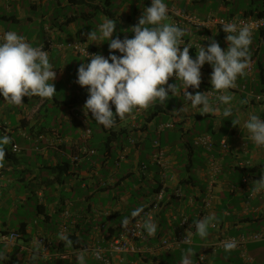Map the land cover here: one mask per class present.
<instances>
[{"label":"crops","instance_id":"1","mask_svg":"<svg viewBox=\"0 0 264 264\" xmlns=\"http://www.w3.org/2000/svg\"><path fill=\"white\" fill-rule=\"evenodd\" d=\"M234 2L165 0L169 12L165 22L175 24L181 14L199 19L264 14L247 8L221 16V10L227 11ZM149 6L147 0H0V36L15 31L33 46L42 47L56 71L52 98L22 97L23 105L13 106L0 96V135L11 139L4 145L6 155L0 162V232L25 226L23 239L13 247L0 243V264L13 257L21 258L23 264L28 260L57 264V252L74 250L84 255L85 264H100L83 252L85 247L103 245L108 236L117 235L121 221L130 219L135 208L146 210L157 193H162L153 220L157 231L147 233L144 224L150 221L141 213L135 218L142 231L136 244L143 249L154 247L186 218L192 245L154 255H115L109 257L111 264H174L169 259L187 250L195 256V264L200 255L204 264H234L232 254L244 258V264L255 263L250 246H264V239L222 252H211L207 245L219 237L264 234V192L251 191L264 177V147L256 146L243 128L249 114L264 119V34L252 35L253 71L238 77L236 87L227 90L233 95L231 116H223L225 105L215 101L220 93L211 89L212 68L207 63L201 68L199 88L188 91L193 95L210 91L219 112L201 114L189 108L182 118L177 116L189 102L173 75L168 84L176 83L180 94H169L164 105L157 102L134 109L123 118L116 117L110 128L98 125L91 112L84 114L88 90L77 83V70L90 60L78 56L71 45H82L107 58L108 41H93L88 34L96 31L99 35L98 25L110 18L116 22L113 39L132 38L131 29ZM179 27L185 30L181 47L190 45L193 59L198 45L207 47L210 39L222 50L228 47L220 28ZM168 123L172 128H164ZM201 135L211 138L209 151L194 144ZM205 199L211 202L206 216L216 219L201 238L195 222L202 219L198 213ZM31 218L34 227L28 222ZM79 255L69 264H78Z\"/></svg>","mask_w":264,"mask_h":264},{"label":"clouds","instance_id":"2","mask_svg":"<svg viewBox=\"0 0 264 264\" xmlns=\"http://www.w3.org/2000/svg\"><path fill=\"white\" fill-rule=\"evenodd\" d=\"M167 13L165 0H151V6L144 9L138 25L131 29L132 38L121 40L117 36L113 39L116 22L110 18H105L98 25L99 35L96 31L88 34V39L93 41H108L109 56H88L86 53L90 63H81L77 70V83L88 90L85 116L91 112L98 125L110 128L114 126L116 117L123 118L134 109H145L157 102L164 105L169 94H180L176 83L168 84L173 75L176 81H180L183 95L189 102L176 112L177 116L182 118L189 108L197 109L201 114L219 112V106L210 99V91L196 92L194 95L188 91L190 87L199 88L201 68L206 63L212 68L211 89L220 93L215 101L225 105L223 116L232 115L233 95L227 90L235 88L238 77L247 74L252 24L245 21L224 22L222 30L228 42L226 50L210 39L207 47L198 45L193 59L189 55L192 47L186 43L181 47L185 30L176 24L166 23ZM115 52L121 55L118 57ZM55 79L56 71L52 69L48 52L42 47L33 46L15 31H7L0 36V96H3L5 103L20 106L23 105L22 97L52 98L56 94ZM110 105L115 107V112ZM243 128L256 146L264 147V119L249 114ZM10 143L9 136L0 135V162L4 161L6 155L4 145ZM252 186L251 191L264 192V177ZM143 212V206L135 208L131 217H139ZM215 219L210 215L197 220L196 233L201 238L206 237ZM130 223V219L125 217L121 227L127 229ZM144 227L149 235L157 231V225L153 222L146 221ZM60 238L70 243L66 235L61 234ZM235 247L236 244L231 241L224 244L225 251ZM77 259L78 264H85L83 254ZM182 264L189 262L185 258Z\"/></svg>","mask_w":264,"mask_h":264},{"label":"built area","instance_id":"3","mask_svg":"<svg viewBox=\"0 0 264 264\" xmlns=\"http://www.w3.org/2000/svg\"><path fill=\"white\" fill-rule=\"evenodd\" d=\"M151 2V0H147ZM169 12L167 13L168 16ZM235 21L239 23L240 21H245L247 23L252 24L253 34L254 33H264V16L263 17H247V16H231L227 18H218L212 15H208L203 19H199L194 16H190L188 14H181L179 18L175 20V24L177 26H198V27H209L215 26L217 28L222 29L224 22H232ZM73 51L80 57L87 59L86 53L88 56L95 55L96 53L90 50H87L82 45H71ZM253 71V63L249 64V68L247 72L250 73ZM164 128H172L170 123L164 125ZM194 144L203 148L204 150L209 151L212 147V141L209 136L201 135L198 136ZM224 145V142H223ZM13 149H16L14 146ZM161 154L156 157L159 158ZM162 193H157L155 196V200L151 205L144 210L142 213V217L144 220H149L153 222L154 214L156 209L158 208V204L161 200ZM211 206V202L209 199H205L203 201L201 210L199 211V217H206L207 211H209ZM136 218V217H135ZM135 218L131 217V223L128 225L127 229L121 227L120 231L117 235L112 236L108 239H105L103 245L99 246H91L85 247V253L91 255V257L96 260L100 264H111L109 257L121 254H143L149 252L150 254H156L159 252H168L173 250H185L186 247L192 245V238L190 235V230L188 228V220L186 218H182L176 227L173 228L171 236L162 238L157 245L154 247H149V249H143L139 247L136 242L142 238V231L140 227L135 223ZM21 236L16 231H5V233L0 232V243L13 247L19 240ZM186 239V242H183ZM264 239L263 233H254L250 235L248 238L245 236L239 237H219L215 242L209 243L207 248L211 252L217 251H225L224 244L226 242H234L236 247L233 249L240 250L241 247L245 246L248 241L258 242ZM42 243V241H39ZM80 252L75 251H63L61 253H56L55 258L58 260H69L72 257L79 255ZM97 254H99V259H97ZM204 256L200 255L198 257V264H204Z\"/></svg>","mask_w":264,"mask_h":264},{"label":"rangeland","instance_id":"4","mask_svg":"<svg viewBox=\"0 0 264 264\" xmlns=\"http://www.w3.org/2000/svg\"><path fill=\"white\" fill-rule=\"evenodd\" d=\"M251 0H235V2L233 3V5L231 6V8H229L227 11H223L221 10V16L223 15H227L229 12L231 13H239L242 12L244 10H246L247 8L249 10L251 9H255L258 8L259 10H263L264 12V6H262V0H254L253 5L250 4ZM217 3V2H215ZM35 214V213H33ZM30 226H33L34 223V219H28ZM264 244V243H262ZM260 247V248H259ZM187 254H180V253H176L174 254L173 257H171L169 260L171 262H173L174 264L178 263L182 264V260L183 259H187L189 264H195L196 263V258L193 255L192 252H190L189 250H187ZM249 254L250 257L255 259V263L254 264H264V246H250V250H249ZM231 258L234 260V264H244V261L239 255L237 254H232Z\"/></svg>","mask_w":264,"mask_h":264},{"label":"trees","instance_id":"5","mask_svg":"<svg viewBox=\"0 0 264 264\" xmlns=\"http://www.w3.org/2000/svg\"><path fill=\"white\" fill-rule=\"evenodd\" d=\"M68 1L72 3L74 0H68ZM244 16H246V15H244ZM263 16H264V14L262 12H260L255 17H263ZM250 17H252V16H250ZM261 34H264V33L261 32ZM24 228H25V226L24 225H21V227L19 228V230L16 231V232H18L20 234V236H21L20 239H23V236H24ZM2 233H5V232H2ZM110 237H112V236H110ZM110 237L108 236L107 239L110 238ZM61 252H63V251H61ZM61 252H57V253H61ZM71 260H73V258H71L69 260H58V261H54V262H58L57 264H69V261H71ZM4 264H23V261L21 260V258H14L13 257L11 259H8V260L4 261ZM26 264H37V262L34 261V260H28L26 262Z\"/></svg>","mask_w":264,"mask_h":264}]
</instances>
